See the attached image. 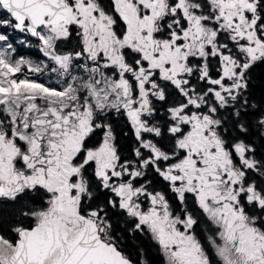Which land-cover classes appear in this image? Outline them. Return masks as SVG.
I'll use <instances>...</instances> for the list:
<instances>
[{
    "label": "snow or ice",
    "instance_id": "1",
    "mask_svg": "<svg viewBox=\"0 0 264 264\" xmlns=\"http://www.w3.org/2000/svg\"><path fill=\"white\" fill-rule=\"evenodd\" d=\"M0 264H264V0H0Z\"/></svg>",
    "mask_w": 264,
    "mask_h": 264
}]
</instances>
